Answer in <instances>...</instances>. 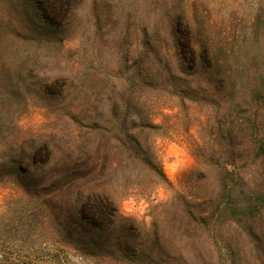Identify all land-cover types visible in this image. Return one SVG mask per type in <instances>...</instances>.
<instances>
[{
    "label": "rangeland",
    "instance_id": "rangeland-1",
    "mask_svg": "<svg viewBox=\"0 0 264 264\" xmlns=\"http://www.w3.org/2000/svg\"><path fill=\"white\" fill-rule=\"evenodd\" d=\"M207 1L218 21L212 29L218 45L225 42L220 35L234 9L238 20L232 27L241 29L251 17L258 22L257 35H241L228 44L236 52L230 58L217 52L218 59L235 71L240 90L228 107L212 98L183 105L164 83L146 77L149 71L165 72L168 63L179 74L169 22L171 5L180 7L182 0H97L98 6L96 0H76L62 43L36 34L32 41L15 38V7L0 0V142L13 136L15 125L42 135H68L77 124L73 117L83 120L90 114L101 120L114 101L137 104L140 111L131 109L135 118L152 116L165 125L145 140L153 144L166 175L179 188L181 175L196 163L189 142L208 136L206 117L222 123L230 111L249 119L250 131L264 134V0ZM144 26L154 34L148 55L141 36ZM193 80L194 88L205 84ZM40 86L49 94L44 95ZM244 168L249 187L264 190V159ZM171 196L163 187L153 188L149 196L119 191L125 215L145 220L149 227L156 221L159 227L149 232V241H128L126 249L115 248L112 256L105 251L90 255L61 241L52 226L38 225L48 222L45 212L35 209L19 188L1 184L0 255L27 264H264V241L257 242L256 251L255 241L241 228L195 232L174 225L168 215Z\"/></svg>",
    "mask_w": 264,
    "mask_h": 264
},
{
    "label": "trees",
    "instance_id": "trees-1",
    "mask_svg": "<svg viewBox=\"0 0 264 264\" xmlns=\"http://www.w3.org/2000/svg\"><path fill=\"white\" fill-rule=\"evenodd\" d=\"M9 1L19 20L12 30L15 38L32 41L36 34L48 41H64L63 29L76 9V0ZM182 2L180 7L171 5L169 22L179 74L169 69L168 63L165 72L149 71L146 77L164 83L166 91L183 105L212 98L228 107L238 99L240 90L234 82L235 71L229 62L218 59L217 52L230 58L236 53L228 47L233 38L257 35L256 17L238 30L232 27L238 20V9H234L224 20L220 36L225 42L218 45L212 31L218 21L209 2ZM141 36L148 55L153 50L154 34L144 26ZM193 79L205 84L194 88ZM40 88L44 95L49 94ZM131 109L140 111L137 104L114 101L101 120L90 114L83 120L73 117L72 123L77 124L68 135H42L15 125L13 136L6 135L7 141L0 142V185L19 188L35 209L43 210L49 218L38 225L52 226L61 241L90 255L105 251L112 256L115 248L126 249L128 241H149V232L159 227L158 223L153 221L149 227L145 220L125 215L119 207L118 192L133 190L149 196L153 188L160 187L172 192L167 203L174 225L195 232L238 227L255 241L258 251L257 242L264 241V235L258 234V230L264 231V190L249 187L244 167L264 159V134L250 131L253 126L249 119L230 111L222 123L206 117L208 136L189 142L196 163L181 175L176 188L153 144L145 140L152 133H160L165 125L152 116L135 118ZM0 264L27 263L0 255Z\"/></svg>",
    "mask_w": 264,
    "mask_h": 264
}]
</instances>
